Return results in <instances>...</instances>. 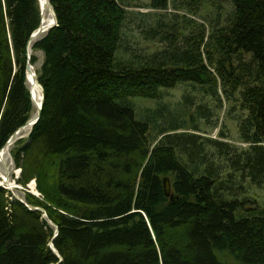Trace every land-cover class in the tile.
<instances>
[{"label": "trees", "instance_id": "trees-1", "mask_svg": "<svg viewBox=\"0 0 264 264\" xmlns=\"http://www.w3.org/2000/svg\"><path fill=\"white\" fill-rule=\"evenodd\" d=\"M49 1L58 23L33 44L44 54L42 115L11 150L17 183L36 181L40 196L21 202L0 187V264H229L218 254L264 264V204L245 185L264 186V0H228L227 12L210 0L217 16L186 20V32L179 13L197 17L207 0H152L174 16L145 31L165 47L136 64L117 58L128 17L119 0ZM41 21L39 0H0V151L36 109L27 48ZM182 82L208 86L219 110L226 99L247 147L183 117L152 136L129 100H161Z\"/></svg>", "mask_w": 264, "mask_h": 264}, {"label": "rangeland", "instance_id": "rangeland-1", "mask_svg": "<svg viewBox=\"0 0 264 264\" xmlns=\"http://www.w3.org/2000/svg\"><path fill=\"white\" fill-rule=\"evenodd\" d=\"M207 1L208 3L203 8L202 12L197 15V17H193L191 14H187L182 11L179 13L181 16L185 14L187 15L186 18H179L178 21V23H180V28H184L183 32L189 30V26L186 21L188 19H193L196 23H200L205 19L212 21V19L217 16L218 12H216L215 7L211 4L212 0ZM119 2L128 8V17L125 23L122 45L117 56L118 60L120 62L135 63L139 61V57L162 50L165 47V44L160 43L159 40H153L152 32H150L147 37V33L145 31L150 28L159 29L163 21L172 24L171 20H173L174 12L169 10L167 13H163L153 10L152 0H119ZM228 2V0H221L220 3H218H222L225 12L230 10ZM190 27L192 28L191 25ZM29 55L31 57L35 55L38 58V62L33 66V70L37 78V72L41 69L44 62V54L40 51H34L32 45ZM209 89L210 88L208 86H201L192 82H182L173 89H162L164 96L161 100L131 98L129 101L135 106L136 119L139 121L150 122L152 136L157 130L156 126L167 127L173 121H179V118L183 120V117L186 120L188 127H192L197 124L202 131V135L211 138H218L220 131H224L229 138L228 141L240 147H247L246 144L240 142L241 134L238 119L231 117V114H229L231 111L230 104L226 99H223L221 110H219L216 99L209 92ZM186 99H192L194 105L186 102ZM203 104L210 109L209 113L212 112L214 115L209 123L206 122L205 116H201L202 110L198 109V107ZM165 107L171 110V112L169 114L166 113V116L164 117L158 118V120L155 121L156 124L154 125L152 120L155 119L157 114L156 112ZM36 114L37 109L34 110L33 117ZM237 114H240L239 110L237 111ZM29 135V128L22 131L18 140L10 146L9 155L7 157V165L5 166L4 164L0 166V187L4 189L8 188L9 190H7L12 195V198L19 201H25L26 193H31L37 196V194L33 193L28 187L32 182L26 188L17 183L21 173H19L20 169H17L11 154V150L15 147L16 142L20 140L26 141ZM5 174L7 175L8 181L5 179ZM245 185L248 189V194H250L253 199L259 201L260 204H264V186L260 187L251 184L250 182H246ZM218 258L221 262L240 264L231 258H227L226 255L218 254Z\"/></svg>", "mask_w": 264, "mask_h": 264}, {"label": "water", "instance_id": "water-1", "mask_svg": "<svg viewBox=\"0 0 264 264\" xmlns=\"http://www.w3.org/2000/svg\"><path fill=\"white\" fill-rule=\"evenodd\" d=\"M39 2H40V6H41L42 21H41V25H40L39 29L31 35V37L29 39V42H28V48H27V50H28V55H27L28 56V62H27V67H26V76H27V80L28 81H32L34 79V77L36 78V75H35L34 70H33V65L31 64V56L29 55L30 48L32 47L34 42H36L37 40L42 38L43 35H45L50 29L55 27L57 25V23H58L56 14H55L53 8L51 7L49 0H47V2H48V10L51 12L53 20L50 23H46V20H44V18H43L44 7H43V4H42V0H39ZM34 81L38 82L37 78ZM38 84H39V86L41 87V90H42V98H41L40 105L36 104L35 98L33 97L32 91L30 90L31 96H32V101H33L34 105L37 106V114L30 121H28L23 127H21L9 139V141L6 143V145L0 151V153L3 152L5 148H8V147L12 146L15 143V141L18 140V138L20 137V134L22 133V131H24L26 128H30V134H31L33 127L40 120L41 115H42V109H43V105H44L45 95H44L43 87L41 86V84L39 82H38ZM19 173H21V170L19 171ZM32 183H34L35 186H36V181H33ZM28 187L30 188V186H28ZM6 189H8V188H6ZM164 189H165L166 196L170 197L172 200H174L175 196L172 193V184H171L170 178H165L164 179ZM37 196L38 197L40 196L39 192H38ZM20 201L24 202L23 200H20ZM36 210H39V209H36ZM43 212H44V215L46 216L47 215L46 212L45 211H43ZM50 223L52 225H54L52 222H50ZM55 227H56V233H55V235H54V237H53V239L51 241V246L53 247L54 251H56V253H57V255H58V257L60 258V261H61L62 258L60 256V254L57 252V250L55 249L54 244H53V240L58 236V228H57V226H55Z\"/></svg>", "mask_w": 264, "mask_h": 264}, {"label": "bare ground", "instance_id": "bare-ground-1", "mask_svg": "<svg viewBox=\"0 0 264 264\" xmlns=\"http://www.w3.org/2000/svg\"><path fill=\"white\" fill-rule=\"evenodd\" d=\"M42 4L44 7L43 18H44V20H46V23H50V22H52L53 17H52L51 12L48 10L47 0H42ZM35 79L36 78L34 77V79L32 81H28V85L32 91L33 97L35 98L36 104L40 105L41 98H42V90H41V87L39 86L38 82L34 81ZM35 107L37 109L36 105H35ZM9 149H10V147L5 148L4 151L0 153V166L4 165V164H5V166L7 165V157L9 155ZM5 179H6V181H8L6 174H5Z\"/></svg>", "mask_w": 264, "mask_h": 264}]
</instances>
